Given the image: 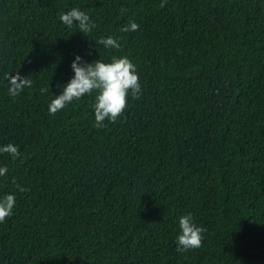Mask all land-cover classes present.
Here are the masks:
<instances>
[{"label":"trees","instance_id":"1","mask_svg":"<svg viewBox=\"0 0 264 264\" xmlns=\"http://www.w3.org/2000/svg\"><path fill=\"white\" fill-rule=\"evenodd\" d=\"M160 3L0 0V145L21 154H0V264H264V0ZM72 8L91 32L60 22ZM74 55L135 64L115 122L94 126L95 93L48 113ZM16 73L32 86L10 97ZM188 213L202 243L178 252Z\"/></svg>","mask_w":264,"mask_h":264},{"label":"clouds","instance_id":"2","mask_svg":"<svg viewBox=\"0 0 264 264\" xmlns=\"http://www.w3.org/2000/svg\"><path fill=\"white\" fill-rule=\"evenodd\" d=\"M166 4L167 0H161L160 7L164 8ZM59 20L69 28L77 27L83 34L91 32L95 27L89 15L78 8L61 13ZM138 27L135 22H131L122 27L121 31L132 32L138 30ZM100 44L105 49L118 50L122 47L119 40L111 36L101 39ZM69 67L72 72L70 79L62 86L58 95H52L54 98L47 105L50 115H55L74 100L95 93L92 104L94 126L102 128L105 126V121L115 122L122 114L126 108L129 92L135 98L142 93L136 66L127 56H113L109 62L100 59L89 62L80 55H74ZM31 86L32 81L20 76L19 73L7 77V93L10 97L18 96L25 88ZM41 91L45 92L48 89H41ZM5 153L13 160L21 155L18 147L12 143L0 145V154ZM8 172L7 166L0 165V178L6 177ZM15 204L14 193L0 196V223L13 214ZM176 225L178 232L175 244L178 252L201 246L205 229L194 222L190 213L177 217Z\"/></svg>","mask_w":264,"mask_h":264}]
</instances>
